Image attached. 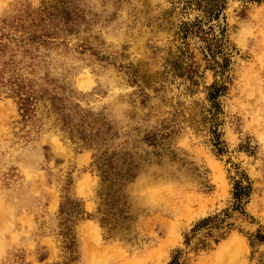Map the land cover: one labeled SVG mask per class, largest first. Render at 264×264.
I'll return each instance as SVG.
<instances>
[{
    "label": "rangeland",
    "instance_id": "1",
    "mask_svg": "<svg viewBox=\"0 0 264 264\" xmlns=\"http://www.w3.org/2000/svg\"><path fill=\"white\" fill-rule=\"evenodd\" d=\"M58 1L80 17L71 34L61 23L40 45L10 39L26 37L9 24L56 14ZM201 14L186 0H0V81L48 93L24 122L0 84V264H64L66 199L86 213L70 264H168L177 250L183 264H264V243L253 242L264 236V0H224L221 26ZM196 20L205 34L181 38ZM214 82L225 87L217 108ZM66 122L91 141L71 139ZM101 156L137 165L103 226ZM245 178L250 195L235 211L233 184ZM208 217L223 222L217 238L190 251L186 234Z\"/></svg>",
    "mask_w": 264,
    "mask_h": 264
},
{
    "label": "trees",
    "instance_id": "2",
    "mask_svg": "<svg viewBox=\"0 0 264 264\" xmlns=\"http://www.w3.org/2000/svg\"><path fill=\"white\" fill-rule=\"evenodd\" d=\"M247 1H254V2H261L262 0H247ZM188 2H195V5L199 10H201V15L203 16L206 24L217 20L219 26L220 24V16L223 10V3L224 0H186ZM60 4V10L56 8V6L52 5L49 9L55 10L56 14L49 13L46 9L39 10L34 12V15L27 14L26 18L30 21V23L25 26L24 24L11 25L9 24L6 28L11 26L14 27L16 31L14 34H17L19 31H23L25 33V37L20 36L19 38H10L14 41L18 40L21 43H35L37 45L43 44L46 40H50L55 38L56 34H58L57 26L63 23L66 27L70 26L68 23L75 25L77 24L78 19L80 18L78 14L74 10H67L64 7V3L62 1H58ZM73 20V21H72ZM23 21V20H18ZM48 22V23H47ZM197 23V24H196ZM195 24L186 23L181 28V38H188V36L193 34H205V31L201 29L202 27L200 24L202 23L201 20H196ZM71 27V26H70ZM6 28H2L3 30ZM50 29V30H49ZM196 31L194 32L193 30ZM52 30V31H51ZM73 28L69 29H60V31H66L68 34L73 32ZM210 30V28H209ZM224 30V29H223ZM193 31V32H192ZM223 32V31H222ZM223 34V33H222ZM223 37L221 36L220 39L216 37V39H212L211 43L207 45V53L204 56L211 57L212 52L210 51V47L220 48L221 42ZM1 40V39H0ZM48 42V41H47ZM205 44H207L206 40H203ZM225 65V66H224ZM221 69L224 66V70L227 67V60H223V64L218 65ZM214 71V68H211ZM224 70L222 73H224ZM2 86H6L11 96L17 99V104L19 107V111L21 112V117L24 122H27L29 119L34 117L35 114V104L39 100H43L44 95H47L46 89L36 90L35 86L30 83L29 81H24L20 78H10L6 82L0 81ZM225 87L223 83L218 85L217 82L212 83L211 86L208 87V95L207 100L212 104L214 108H217L218 103L217 99L219 98L220 94L223 93ZM51 103H54L53 97L49 98ZM54 111H57L58 108L53 106ZM67 123V122H66ZM63 124L64 129H67L69 137L72 139L76 136L74 134L72 128H68V123ZM77 138L82 141H91V138H87L84 134V130L81 132H77ZM95 169L98 173V177L100 179V184L105 185L107 187V193L105 195V206H108V209L105 213H102L99 210V213L103 214L104 217L101 218L102 226L105 225L108 221V216L110 215V211L113 210L116 206L119 205L120 196L118 192L121 190V187L133 180L136 176V169L137 165L131 159H123L121 165L116 162L114 163L111 158H107L105 156L96 157L95 162ZM122 168H121V167ZM245 183V184H243ZM236 181L233 184V210L238 211L241 209L242 203L245 199H247L250 195V184L246 180ZM119 214H122V209L118 210ZM85 212L80 203L75 202L71 199H66V201L60 206L59 209V228H60V236L63 239V249L67 254V261L64 264H70L74 260H76V240L74 234V227L77 225V222L83 220L85 216ZM222 220L217 222L216 217H208L205 218L198 223L195 224L193 229L190 231L189 234H186L184 238V245L190 251H197L199 249H204L206 247V242L208 240H212L213 238H217V235H214L213 230H220L222 226ZM204 231L201 236H198V233ZM220 236L222 234H219ZM264 243V236L260 234L253 237V242ZM215 243H218L216 240ZM182 256V251L177 250L171 256V259L168 264H183L180 262Z\"/></svg>",
    "mask_w": 264,
    "mask_h": 264
},
{
    "label": "bare ground",
    "instance_id": "3",
    "mask_svg": "<svg viewBox=\"0 0 264 264\" xmlns=\"http://www.w3.org/2000/svg\"><path fill=\"white\" fill-rule=\"evenodd\" d=\"M239 244L240 243H236L235 245L236 246H233V248L231 249L232 251H231V253L229 254V258H233L234 257V255H236V253H238L239 251ZM220 250H222L223 251V247L222 248H220Z\"/></svg>",
    "mask_w": 264,
    "mask_h": 264
}]
</instances>
